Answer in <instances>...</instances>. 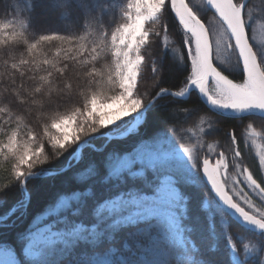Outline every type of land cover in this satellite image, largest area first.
Segmentation results:
<instances>
[{
  "label": "snow or ice",
  "instance_id": "6c2138e0",
  "mask_svg": "<svg viewBox=\"0 0 264 264\" xmlns=\"http://www.w3.org/2000/svg\"><path fill=\"white\" fill-rule=\"evenodd\" d=\"M37 7L0 12V264H264V0Z\"/></svg>",
  "mask_w": 264,
  "mask_h": 264
},
{
  "label": "trees",
  "instance_id": "16d2710c",
  "mask_svg": "<svg viewBox=\"0 0 264 264\" xmlns=\"http://www.w3.org/2000/svg\"><path fill=\"white\" fill-rule=\"evenodd\" d=\"M10 3V0H0V12L3 11L4 8H6L8 6V4ZM35 22L37 24V26H48L51 25L53 27H55L57 25V20L56 17L54 15V13L52 11L49 10V8L47 7V0H38V7H37V14L35 17ZM170 27H173L170 23ZM260 27L258 26L256 31H258ZM260 34L263 39H264V29H261L260 32L258 33ZM172 39H176L174 36L170 37ZM152 51L157 52L158 49H156L155 46H153ZM179 79H182V77H180L177 73H175L174 71H169L166 67V80L165 83L162 86L165 87H169L172 88L174 85H176L177 81ZM150 84V81L148 82ZM176 90H178V88H176ZM167 98H165L164 101H161V104L166 103ZM189 105H192L194 103H196L195 99H191L188 101ZM195 118V117H194ZM234 121L230 120V119H226V118H221V123H220V127H221V132L217 134L216 139L219 140V142L223 145L224 140L226 139V137L224 136V132L230 130L233 125H234ZM260 123L261 121H256V126L257 129H259L260 127ZM162 127L166 126V125H161ZM240 131L241 129H237V135L239 137L240 135ZM264 143L262 141H257V144H261ZM219 150V149H218ZM255 146H253V153L255 152ZM242 151L245 152V156H246V160L249 164L252 163V158L251 155L247 152L246 149L243 148L242 145ZM18 198V194L16 193L15 189H13L12 191H10L6 196L4 197H0V199H4L7 201V206H10L12 203L15 202V200ZM34 211H39L41 210L40 206H34ZM0 211H2V209H0ZM25 224H27V221H25ZM234 232H237L238 230L233 227L232 229ZM109 247L108 245H103L100 248L96 249L95 251L97 253L103 252L106 250V248Z\"/></svg>",
  "mask_w": 264,
  "mask_h": 264
},
{
  "label": "rangeland",
  "instance_id": "374dc122",
  "mask_svg": "<svg viewBox=\"0 0 264 264\" xmlns=\"http://www.w3.org/2000/svg\"><path fill=\"white\" fill-rule=\"evenodd\" d=\"M261 28L258 29V31L260 32ZM259 32L256 31V39L258 42L264 41L263 37L258 34Z\"/></svg>",
  "mask_w": 264,
  "mask_h": 264
}]
</instances>
